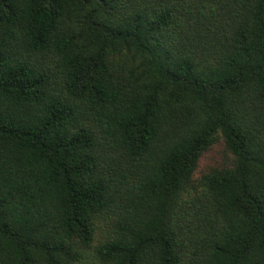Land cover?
<instances>
[{
	"label": "trees",
	"instance_id": "1",
	"mask_svg": "<svg viewBox=\"0 0 264 264\" xmlns=\"http://www.w3.org/2000/svg\"><path fill=\"white\" fill-rule=\"evenodd\" d=\"M0 264H264V0H0Z\"/></svg>",
	"mask_w": 264,
	"mask_h": 264
},
{
	"label": "rangeland",
	"instance_id": "2",
	"mask_svg": "<svg viewBox=\"0 0 264 264\" xmlns=\"http://www.w3.org/2000/svg\"><path fill=\"white\" fill-rule=\"evenodd\" d=\"M232 157L230 153L223 147V145L218 144L214 146L209 152H207L201 162L199 167L197 168L195 175H194V181L198 183L203 173L207 172L210 166H216V165H226L231 164ZM102 231L103 228H99L96 236L95 244L98 243L100 239H102Z\"/></svg>",
	"mask_w": 264,
	"mask_h": 264
}]
</instances>
